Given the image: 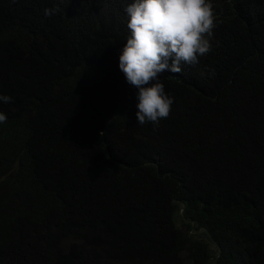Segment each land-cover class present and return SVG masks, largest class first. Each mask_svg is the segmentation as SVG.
<instances>
[{
  "label": "trees",
  "instance_id": "1",
  "mask_svg": "<svg viewBox=\"0 0 264 264\" xmlns=\"http://www.w3.org/2000/svg\"><path fill=\"white\" fill-rule=\"evenodd\" d=\"M131 2L0 0V264H264V0H209L158 126L119 69Z\"/></svg>",
  "mask_w": 264,
  "mask_h": 264
},
{
  "label": "clouds",
  "instance_id": "2",
  "mask_svg": "<svg viewBox=\"0 0 264 264\" xmlns=\"http://www.w3.org/2000/svg\"><path fill=\"white\" fill-rule=\"evenodd\" d=\"M54 12L44 10L45 16ZM125 12L130 35L119 55V69L138 89L136 121L158 126L173 104L160 74L180 73L182 64L196 65L211 51L213 5L209 0H132ZM0 102L11 103L12 98L0 94ZM6 121L0 112V124Z\"/></svg>",
  "mask_w": 264,
  "mask_h": 264
},
{
  "label": "rangeland",
  "instance_id": "3",
  "mask_svg": "<svg viewBox=\"0 0 264 264\" xmlns=\"http://www.w3.org/2000/svg\"><path fill=\"white\" fill-rule=\"evenodd\" d=\"M182 230H184V227H182Z\"/></svg>",
  "mask_w": 264,
  "mask_h": 264
}]
</instances>
